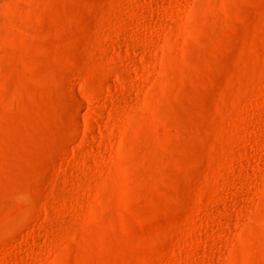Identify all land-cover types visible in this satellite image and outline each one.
<instances>
[{"label": "rangeland", "instance_id": "1", "mask_svg": "<svg viewBox=\"0 0 264 264\" xmlns=\"http://www.w3.org/2000/svg\"><path fill=\"white\" fill-rule=\"evenodd\" d=\"M0 264H264V0H0Z\"/></svg>", "mask_w": 264, "mask_h": 264}]
</instances>
